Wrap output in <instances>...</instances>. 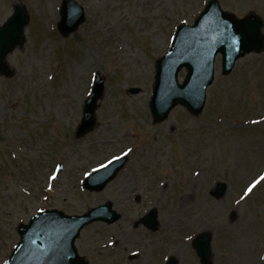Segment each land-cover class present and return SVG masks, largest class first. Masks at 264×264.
I'll use <instances>...</instances> for the list:
<instances>
[{"label":"rangeland","instance_id":"1","mask_svg":"<svg viewBox=\"0 0 264 264\" xmlns=\"http://www.w3.org/2000/svg\"><path fill=\"white\" fill-rule=\"evenodd\" d=\"M58 1L0 0V25L15 5L24 4L30 17L26 44L9 57L16 76L0 77V261L19 240L16 223L38 210L82 214L111 200L120 222L93 224L77 241L90 264H165L171 257L200 264L191 238L204 229L214 234L211 264H264V181L250 196L244 191L264 165V52L239 60L228 77L218 57L203 114L177 107L154 125L148 103L155 62L176 28L192 24L209 0H79L88 21L66 39L50 31ZM219 2L238 18L254 12L264 20V0ZM96 72L106 79L100 124L77 141ZM132 87L140 93L129 94ZM130 148L125 169L103 193L79 189L84 173ZM58 162L64 171L52 188L48 176ZM218 181L228 185L222 200L211 196ZM190 194L194 201L185 204ZM154 207L160 230L135 229ZM133 251L140 254L130 260Z\"/></svg>","mask_w":264,"mask_h":264},{"label":"water","instance_id":"2","mask_svg":"<svg viewBox=\"0 0 264 264\" xmlns=\"http://www.w3.org/2000/svg\"><path fill=\"white\" fill-rule=\"evenodd\" d=\"M84 21L82 10L74 3L64 6V21L61 30L65 35L74 32ZM24 20L16 15L0 29V61L19 41ZM261 21L256 16L237 20L233 15L223 12L218 2L211 1L193 26L183 25L177 31L172 52L157 63L156 85L150 109L155 121L164 120L178 104L186 105L193 114L202 112L206 88L213 81L215 56H223V74L228 75L236 61L246 54L260 53L264 41L261 35ZM188 69L183 85L178 84L180 69ZM100 86V85H99ZM86 108V118L78 137L93 128L96 120L94 111L96 101L102 89L97 87ZM136 92V91H135ZM112 169L99 172L88 181L91 190H102L115 178L122 163H115ZM225 187L220 186L215 192L220 197ZM119 217L110 212L106 205L90 212L84 217H66L56 211H47L33 217L29 225L19 228L22 243L15 251V256L8 264H85L74 248L81 229L94 221L113 223ZM147 227L155 230L158 222L151 214L142 219ZM211 238L202 235L198 241L202 264H209ZM170 264H176L172 260Z\"/></svg>","mask_w":264,"mask_h":264},{"label":"snow or ice","instance_id":"3","mask_svg":"<svg viewBox=\"0 0 264 264\" xmlns=\"http://www.w3.org/2000/svg\"><path fill=\"white\" fill-rule=\"evenodd\" d=\"M128 151L131 152L132 150L128 149ZM113 159H119V157H114ZM100 167H105V165H101ZM261 179H264V177H262ZM252 187H255V184H253L251 187H249L248 192L252 191ZM40 211H43V209H40ZM5 264H7V262H5Z\"/></svg>","mask_w":264,"mask_h":264},{"label":"bare ground","instance_id":"4","mask_svg":"<svg viewBox=\"0 0 264 264\" xmlns=\"http://www.w3.org/2000/svg\"><path fill=\"white\" fill-rule=\"evenodd\" d=\"M194 199L192 197V194L188 195L186 198H185V201L184 203L185 204H190V203H193Z\"/></svg>","mask_w":264,"mask_h":264}]
</instances>
